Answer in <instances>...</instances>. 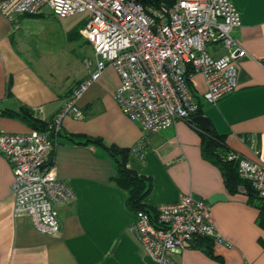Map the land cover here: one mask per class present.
Listing matches in <instances>:
<instances>
[{"label": "crops", "instance_id": "1", "mask_svg": "<svg viewBox=\"0 0 264 264\" xmlns=\"http://www.w3.org/2000/svg\"><path fill=\"white\" fill-rule=\"evenodd\" d=\"M231 1L241 12L233 36L247 52L238 62V86L208 103L201 74H194L189 85L230 154L264 164V0ZM28 17L59 23L67 41L82 38L69 39L83 28L72 16L60 18L49 9L37 16L0 11V129L7 133L31 132L32 120L52 121L95 68V61L89 60L88 67L87 59H77V69H59L53 49L26 34ZM209 52L220 57L226 51L215 44ZM120 83L108 66L78 100L83 117L63 118L50 166L74 195L54 202L57 233H43L29 216L15 215L13 166L0 155V264H157L129 229L136 211L114 181L119 157L110 147L127 149V166L151 180L143 200L151 211L183 194L210 205L221 239L184 248L172 255L177 264H264V200L249 196L243 185L228 189L222 166L203 152V129L193 120L178 119L168 129L145 132L116 101Z\"/></svg>", "mask_w": 264, "mask_h": 264}, {"label": "built area", "instance_id": "2", "mask_svg": "<svg viewBox=\"0 0 264 264\" xmlns=\"http://www.w3.org/2000/svg\"><path fill=\"white\" fill-rule=\"evenodd\" d=\"M45 9L60 18L86 17L81 33L94 48L95 68L74 88L50 122L51 130L14 134L0 129V155L13 166L15 215H27L36 229L55 234L60 224L54 202L74 194L56 178L49 158L63 118L83 117L78 100L108 66L121 78L115 99L123 113L145 132H156L198 114L200 102L188 81L194 74L204 78L208 103L233 92L238 62L247 52L233 36L241 12L231 0H177L151 12L134 0H0V11L8 16H37ZM210 44L221 45L225 54L215 57ZM229 158L238 160L239 177L264 198V164L235 153ZM129 229L157 264H177L172 255L199 236L221 239L210 205L192 194L154 211H136Z\"/></svg>", "mask_w": 264, "mask_h": 264}, {"label": "trees", "instance_id": "3", "mask_svg": "<svg viewBox=\"0 0 264 264\" xmlns=\"http://www.w3.org/2000/svg\"><path fill=\"white\" fill-rule=\"evenodd\" d=\"M138 3H141L146 7L148 12L156 10L160 8L162 5H172L177 0H134ZM190 83V79H188ZM201 109H199L198 114H201ZM51 122V121H50ZM50 122H40L36 120H32V125L34 129L48 131L51 130L49 128ZM203 143V152L214 160L216 163H219L222 166V170L225 176L226 186L230 191H237L241 185L245 187L246 192L249 196H257L260 197L247 183L239 177L237 166L238 160L236 158H229L230 152L226 148L224 135L218 134L213 128L210 131L201 130ZM88 140L93 141L98 144H102L100 139H92L88 138ZM110 153L118 158V173L114 177V181L116 184L124 189L127 193V202L131 208L135 211L138 210H146L150 211L144 204L143 200L151 191L152 183L151 180L146 178L145 176L139 175L134 170L130 169L127 166V149H120L118 147H110L108 148ZM244 183V184H243ZM264 200V198H262ZM210 239L213 240L212 237L209 236H199L197 237L193 245L199 246L201 240Z\"/></svg>", "mask_w": 264, "mask_h": 264}, {"label": "rangeland", "instance_id": "4", "mask_svg": "<svg viewBox=\"0 0 264 264\" xmlns=\"http://www.w3.org/2000/svg\"><path fill=\"white\" fill-rule=\"evenodd\" d=\"M70 19L76 23V27H84L86 24L84 15L72 16ZM25 32L30 38L36 39L40 44H48L53 49L54 64L61 70L77 69V59L80 61L87 59L92 63L95 61L94 48L86 41L81 31L72 32L69 39H76L80 36L82 38L67 41L59 23L28 17L25 22ZM213 45L210 44L208 50Z\"/></svg>", "mask_w": 264, "mask_h": 264}, {"label": "water", "instance_id": "5", "mask_svg": "<svg viewBox=\"0 0 264 264\" xmlns=\"http://www.w3.org/2000/svg\"><path fill=\"white\" fill-rule=\"evenodd\" d=\"M192 120L198 124L203 130L205 131H210L212 129V124L210 119L202 114H197L195 115ZM52 162V156H50L49 158V163Z\"/></svg>", "mask_w": 264, "mask_h": 264}]
</instances>
